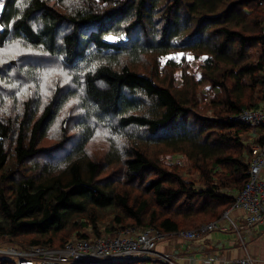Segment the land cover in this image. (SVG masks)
<instances>
[{"label": "trees", "instance_id": "16d2710c", "mask_svg": "<svg viewBox=\"0 0 264 264\" xmlns=\"http://www.w3.org/2000/svg\"><path fill=\"white\" fill-rule=\"evenodd\" d=\"M263 1L1 0L0 79L36 87L46 63L68 79L0 113V241L62 247L87 229L174 234L220 219L249 180L251 129L230 118L264 104ZM99 134L107 146L93 158ZM168 153L201 188L163 163Z\"/></svg>", "mask_w": 264, "mask_h": 264}, {"label": "built area", "instance_id": "2783aa9c", "mask_svg": "<svg viewBox=\"0 0 264 264\" xmlns=\"http://www.w3.org/2000/svg\"><path fill=\"white\" fill-rule=\"evenodd\" d=\"M264 5V2H259ZM262 36L264 38V26ZM251 129L249 144V180L244 188L228 195L232 197L231 207L223 212L220 219L205 223L194 230L179 232L176 237L185 242H193L211 232H227L233 230L238 237L243 257L222 261V264H259L250 255L241 236L238 220L232 217L235 211L244 213L247 233L250 229L262 224L264 219V140L257 143L256 130L264 128V108L243 110L230 118ZM164 238L154 230L126 231L111 235H94L88 233L86 238L69 241L62 247H13L0 246V260L10 264H76L79 262L112 263L120 261H152L162 264H178L176 251L173 253H157L156 247ZM206 258L200 264H213Z\"/></svg>", "mask_w": 264, "mask_h": 264}, {"label": "rangeland", "instance_id": "374dc122", "mask_svg": "<svg viewBox=\"0 0 264 264\" xmlns=\"http://www.w3.org/2000/svg\"><path fill=\"white\" fill-rule=\"evenodd\" d=\"M263 26H264V24H263ZM263 26H262V33H263ZM262 33H261V36H262ZM110 40L115 41L116 39L111 38ZM117 41H118V39H117ZM119 41H120V39H119ZM13 53H15L17 56V52H15V51L11 52V54L9 56H11ZM168 58L175 59V61L177 63H179L181 60V56H179V55H176V56L174 55V56H171ZM189 60H190L189 66L192 68L191 72L192 73L197 72V69L201 63V60H198V61H194L192 59H189ZM44 64H45V62H44ZM140 65L144 66L145 63L144 62L140 63ZM44 69L47 70V72L43 73V75L40 77L39 81H37L38 84L36 87L29 85L25 82L24 83H18V85L16 87H14L9 82L0 79V98L2 97V99H3V102H0V113L9 112L10 114H12V111L9 109V107H12L14 109H19V106L21 105V103L24 102L23 99H27V95H29L32 91L35 92L34 96H37L38 94H40L42 101H44L46 99V97H49L51 95L50 87L52 84H54L55 82L63 83L66 81V78L68 79V74L61 72L60 68L58 67V65L56 63H53L51 65H47V63H46V67ZM174 78L176 79V84L179 85L180 84V72H177L175 74ZM194 79L196 80L197 77L194 76ZM48 84H51V85L48 86ZM203 87H205V88H203ZM204 89H206V86H202V87H199L197 89L198 96H199L197 99L199 101V104L202 107H203V104L205 102L204 98H203L204 97L203 96L204 95V91H203ZM6 90H9L10 92H6ZM11 95H13L14 97L9 98ZM12 98H15L16 100L12 101L11 100ZM72 105H74V104L71 103L70 105H68L65 108V110L63 111V113L61 114V116H59L58 120L55 122V125L53 126V129L50 131V133L52 135H55L56 130L61 125V119H62L64 113H66V112L69 113L70 109L72 110V112L74 111L72 108ZM263 107H264V104L261 103L259 109H261ZM202 115H203V117H211L209 112L208 113L205 112ZM54 140L55 139H51L49 141L47 139L45 144L50 145L52 143V141H54ZM245 141H246L245 142L246 144H244V145H246V146L251 143L249 141V138H246ZM106 146L107 145H106L105 140L103 138V134H99L89 145V154L93 158L94 157L101 158L103 156L105 150H106ZM54 153H55V155H54L55 158L53 160H58L63 156L59 152H54ZM50 154L51 153H49L48 155H43L40 158H38V160L41 162L45 161V159L50 160ZM243 156H244V158L247 159V154H244ZM162 159H163L164 164L170 166L173 169H178L180 171L181 177L185 181L194 182L195 187H197V188L202 187V185L199 184V173L197 171L191 169V167H190L191 165L184 155L168 153V154H165ZM29 164L30 163H28V165ZM90 230L91 229H87L85 231V233H90ZM97 236H99V235H97ZM180 240L181 239H178L175 235L164 234L163 240L157 244V247L159 245H161L162 243H164L166 245L172 241H180ZM181 241H183V240H181ZM0 246L19 247L17 245H13L12 243L2 242V241H0ZM21 248H23V247H21ZM156 264H160V263L157 262Z\"/></svg>", "mask_w": 264, "mask_h": 264}, {"label": "crops", "instance_id": "0c3cea01", "mask_svg": "<svg viewBox=\"0 0 264 264\" xmlns=\"http://www.w3.org/2000/svg\"><path fill=\"white\" fill-rule=\"evenodd\" d=\"M256 133L259 140L263 135L262 130L258 128ZM254 141L255 138L250 142L254 143ZM243 216L244 213L241 211L232 213V217L238 220V225L241 227V236L248 252L258 260L259 264H264V219L262 224L250 229L247 233ZM174 251L178 257V264H200L206 258L212 259L213 264H222V261L239 259L244 255L237 234L231 229L227 232H211L193 242L180 240L172 241L166 245L162 243L156 248L157 253H173Z\"/></svg>", "mask_w": 264, "mask_h": 264}, {"label": "bare ground", "instance_id": "6f19581e", "mask_svg": "<svg viewBox=\"0 0 264 264\" xmlns=\"http://www.w3.org/2000/svg\"><path fill=\"white\" fill-rule=\"evenodd\" d=\"M232 203H233V199H232ZM232 203H231V205H232ZM230 207H231V206H230ZM230 207H229V208H230ZM229 208H228V209H229ZM181 232H182V231H181ZM178 233H179V232H178ZM178 233H174V234H170V235H177ZM177 238H179V237H177Z\"/></svg>", "mask_w": 264, "mask_h": 264}, {"label": "snow or ice", "instance_id": "6c2138e0", "mask_svg": "<svg viewBox=\"0 0 264 264\" xmlns=\"http://www.w3.org/2000/svg\"><path fill=\"white\" fill-rule=\"evenodd\" d=\"M109 39H111V37H109Z\"/></svg>", "mask_w": 264, "mask_h": 264}]
</instances>
